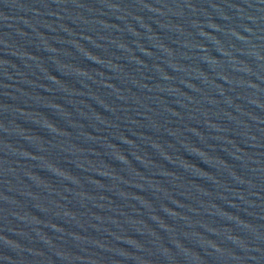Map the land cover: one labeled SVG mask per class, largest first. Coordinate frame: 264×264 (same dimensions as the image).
Returning <instances> with one entry per match:
<instances>
[{
  "label": "water",
  "instance_id": "water-1",
  "mask_svg": "<svg viewBox=\"0 0 264 264\" xmlns=\"http://www.w3.org/2000/svg\"><path fill=\"white\" fill-rule=\"evenodd\" d=\"M0 264H264V0H0Z\"/></svg>",
  "mask_w": 264,
  "mask_h": 264
}]
</instances>
